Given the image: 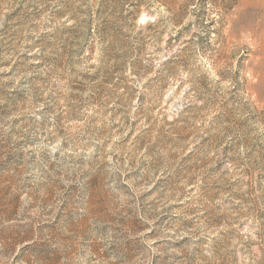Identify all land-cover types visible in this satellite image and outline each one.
<instances>
[{"label": "rangeland", "instance_id": "374dc122", "mask_svg": "<svg viewBox=\"0 0 264 264\" xmlns=\"http://www.w3.org/2000/svg\"><path fill=\"white\" fill-rule=\"evenodd\" d=\"M0 264H264V0H0Z\"/></svg>", "mask_w": 264, "mask_h": 264}]
</instances>
